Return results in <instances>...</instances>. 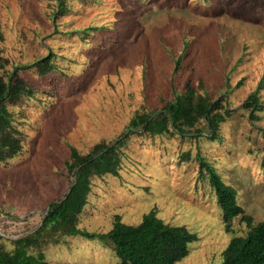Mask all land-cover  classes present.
I'll return each mask as SVG.
<instances>
[{"label":"rangeland","instance_id":"obj_1","mask_svg":"<svg viewBox=\"0 0 264 264\" xmlns=\"http://www.w3.org/2000/svg\"><path fill=\"white\" fill-rule=\"evenodd\" d=\"M64 3L61 13L56 0H0V75L16 71L33 90L8 105L22 149L0 161V246L10 251L15 239L34 232L48 203L67 191L73 175L63 164L70 145L84 154L102 139L113 140L136 110L158 108L173 89L201 81L213 97L227 94L235 109L219 125L220 137L132 133L118 176L92 178L77 226L107 232L115 215L138 224L154 210L170 226L197 236L176 264H219L229 240L248 227L238 215L231 230L224 229L194 155L199 151L234 188L254 222L264 220V110L251 121L241 106L264 78V0ZM91 26L104 27L82 40L80 31ZM49 51L55 69L41 76L32 64ZM187 150L192 159L181 161ZM38 251L47 264H118L110 247L80 235H57L30 249Z\"/></svg>","mask_w":264,"mask_h":264},{"label":"trees","instance_id":"obj_2","mask_svg":"<svg viewBox=\"0 0 264 264\" xmlns=\"http://www.w3.org/2000/svg\"><path fill=\"white\" fill-rule=\"evenodd\" d=\"M56 1L57 10L64 13L67 10L64 0ZM100 27L104 26L82 29L79 37L88 41L93 36L92 31L100 32ZM53 57L54 53L49 51L32 66L39 75H48L55 69ZM180 61L178 57L175 71ZM263 80L260 79L241 104L251 121L259 120L257 113L264 110L259 94ZM241 82L239 80L236 85H241ZM31 92L32 88L16 71L8 73L6 77L0 75V161L14 157L22 149V134L12 125L8 105L22 102L25 97L31 96ZM226 97L225 93L213 97L204 89L201 81L197 86L186 81L182 89H173L170 98H162L158 108L136 110L124 132L113 140L102 139L84 154L70 145L69 156L63 164L67 173L73 175L67 191L61 199L48 203L46 213L34 232L15 239L10 251L0 246V264H47L41 251L32 253L30 249L40 247L57 235H80L98 240L112 249L118 264H176L183 259L189 252V243L196 241V234L185 226H170L154 210L143 214L138 224H126L121 221L120 215H115L112 227L107 232L98 233L79 228L77 218L87 203L92 178L106 174L118 176L122 147L132 133L147 136L169 134L193 139H198L204 133L207 138L218 139L219 125L235 110L227 105ZM180 159L191 160V152H182ZM194 159L199 176L208 181L222 210L224 229L230 231L232 220L238 215L248 227L244 235L233 236L229 240L221 252L219 264H264V220L254 222L252 216L245 213L237 203L234 188L223 182L199 151Z\"/></svg>","mask_w":264,"mask_h":264}]
</instances>
